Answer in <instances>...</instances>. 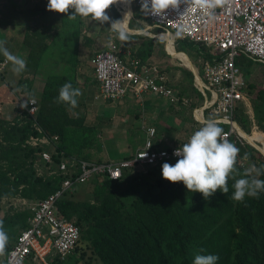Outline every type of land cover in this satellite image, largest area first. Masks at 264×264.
<instances>
[{"label":"trees","instance_id":"16d2710c","mask_svg":"<svg viewBox=\"0 0 264 264\" xmlns=\"http://www.w3.org/2000/svg\"><path fill=\"white\" fill-rule=\"evenodd\" d=\"M0 2L4 8L0 27H13L20 23L25 27L24 37L20 41L29 48L25 71L28 72L29 68H32V73L36 76L42 55L59 36L74 43V49L68 52L66 60L72 67L78 64L80 70L77 48L82 38L86 44L91 40L90 35L82 32L83 27H91L87 22L90 17L85 19L77 16L70 19L68 14L49 11L48 0ZM108 10L110 23L124 19L123 12L121 18L114 5ZM132 10L134 20L140 19L151 25L150 19L141 11V6L134 3ZM39 14L45 17V23L40 26L36 18ZM49 14H53L52 17ZM31 19L34 22H30ZM136 25L138 24L135 21H128L130 31L134 29L140 32L141 27ZM154 29L156 32L162 31L158 27ZM159 34L168 36V33ZM8 36L11 39L10 44L16 49L19 40L14 43L16 38L10 33ZM174 41L179 55L184 52L188 58L192 55L197 59L196 66L201 73L198 60L209 57L205 47L178 35ZM115 43L120 46L117 40ZM121 45L126 46L129 52L127 56L121 55L124 60L129 62L131 58H135L141 64L156 65L160 71L166 72L157 64L148 61L156 52L157 45L161 46L160 55L170 54L168 44H165L166 51L163 40L142 33H131L130 38ZM4 46L9 48L7 44ZM4 60L5 57L1 54L0 63ZM253 62L256 61L246 56L236 57V64L246 79L244 90L251 103L253 119L244 111L243 106L237 108L235 118L246 134L264 142V89L256 90V85L249 81L250 66ZM176 68L185 73L187 80L192 83L191 70L186 67ZM3 73L4 70L0 72V76L5 80ZM167 77L171 83L168 75ZM84 80L78 78L77 72L76 76L75 72L69 75L50 74L44 80L39 96L34 95L37 100L36 122L47 135L57 136L52 145H28L26 141L39 133L25 108H20L17 116L10 120L0 117V203L3 199L22 198L32 201L33 204L55 192L64 179L79 171L78 162L73 168L74 172L59 170L61 161L74 159L108 162L101 159L91 160V153L87 151L93 148L101 151L102 145L99 143L95 125L86 122L85 116L79 112L83 104L82 90L95 82L86 80L85 83ZM182 80L183 78L169 86L178 95L188 96L183 87L178 90ZM17 81L16 86H26L21 89L22 93L26 92L23 97L25 100L21 101L23 103L31 96V86L21 78ZM69 82L73 88L81 89L75 108L57 102L60 88ZM7 84L13 88L9 82ZM194 90L202 98L200 92ZM255 90V96L252 97ZM140 116V112L134 111L136 119ZM190 118H187L188 121L193 122L192 117ZM253 122L257 131L251 133ZM219 126L223 130L227 127L224 124ZM135 127L138 129L128 127L133 131V135H140L138 141L133 139L129 142L133 149L144 141V132L140 130L139 123ZM228 141L240 149L236 164L238 175L235 179L244 178V173L253 166L259 168L264 165V151L246 142L241 143L234 136ZM159 146L165 145L155 140L154 147ZM43 150L50 154L51 161L42 158ZM133 152L123 158H131ZM176 161L177 159L162 160L147 165L144 170L127 168L118 179L95 175L86 182L79 183L73 191H65L56 201L57 214L73 220L79 227L80 235L74 249L62 260L55 258L52 264H64L72 256V264H75L84 258L87 250L102 264H193L197 254L217 255V264H264V192L260 193L259 198L246 196L243 203L236 202L232 200L235 179H229L228 194L218 189L213 196L205 200L202 193L189 192L183 182L172 183L162 177L163 163L174 165ZM246 165L250 167L247 168ZM252 175L255 176V173ZM256 178L264 180V174ZM87 187L91 190L87 191ZM32 212L31 206L24 210H15L9 206L4 212L0 220L7 223V227H4L9 235L6 251L14 243L19 232L27 226V218ZM201 249L205 251L201 252Z\"/></svg>","mask_w":264,"mask_h":264},{"label":"built area","instance_id":"2783aa9c","mask_svg":"<svg viewBox=\"0 0 264 264\" xmlns=\"http://www.w3.org/2000/svg\"><path fill=\"white\" fill-rule=\"evenodd\" d=\"M133 2L141 6L142 0ZM147 17L151 27L169 33L173 42L178 35L202 44L207 50L209 57L198 60L201 73L198 69L192 71L193 85L200 92L202 103L199 105L196 101V105L191 97L178 95L169 86L167 75L156 65L141 64L135 58L129 62L124 60L121 55L127 56L129 52L122 50L113 40L91 58L93 74L98 83L95 98L119 101L127 94H133L143 100L147 93L166 97L170 103H180L190 109L194 129L181 143L155 148V140L160 142L156 139V127L145 125L142 146L135 150L131 158L102 163L74 159L61 161L59 170L74 172L73 168L78 162L79 171L64 179L55 192L31 205L33 212L27 218V226L19 232L0 264H28L30 261L52 264L55 258L64 259L74 249L80 235L79 227L73 220L57 214L56 201L65 191H73L79 183L95 175L118 179L127 168L144 170L147 165L162 160L179 159L174 156V150L187 143L207 119H214L218 125L227 126L223 130L224 139L234 136L241 143L248 142L242 135V132H246L235 118L237 108L243 106L244 111L253 119L251 103L244 90L246 79L236 64V57L246 56L264 63V0H228L223 6L217 7L211 17L198 9L191 0H180L175 8L165 10L162 16L147 14ZM6 64L5 59L0 63V69ZM27 101L31 103L25 110L34 121L39 135L31 136L26 142L32 147L52 145L57 136L50 137L36 122V98L28 97ZM145 153L147 155L140 158ZM41 156L51 161L46 150L41 152Z\"/></svg>","mask_w":264,"mask_h":264},{"label":"rangeland","instance_id":"374dc122","mask_svg":"<svg viewBox=\"0 0 264 264\" xmlns=\"http://www.w3.org/2000/svg\"><path fill=\"white\" fill-rule=\"evenodd\" d=\"M33 1H35V0H33ZM113 5L120 12L121 18H122V12H123V18H125V24H126L127 28H129L128 27V21L129 20L135 21L136 24H138L136 26L141 27V30L139 33H142V34L147 35L149 37H153L154 39L158 38V39L163 40L165 50H166L165 44L166 43L168 44L169 51L173 56L170 54L169 55H161L159 60L156 59L157 58L156 52L160 54V50H161V46L159 45L158 47H156L155 57H154L153 61L151 60L150 62H154L161 69L166 71L165 73L169 76L171 83H177V80L179 81V79L181 80V78H183V80L181 81L182 82L181 86L179 85L178 90H180V88L183 87L185 94H187V95L189 94L188 97H190V95H191L192 99L194 101V104H196V97H197L196 95L197 94H194L195 93V90H194L195 87L193 85V79H192V83H191L189 80H187L188 77H186V74L183 73L181 70H179L176 67H186L189 70H191V68L193 70L194 69L196 70V69H198V67L196 66V64H197L196 60L197 59L194 58L192 55H189V58H188L187 54L184 52H181L179 55L178 52L176 51L175 47H174L175 41L173 42L172 36L169 37V35L166 36L165 34H159L162 32L167 33L166 31L156 32L154 27H151L149 25V23H147L143 20H140V19L134 20V18L132 16V13H133L132 8L134 5L133 0H131L130 3L125 2V0H117V4H113ZM3 9H4L3 4H2V2H0V17L1 18L4 17L2 15V13H4ZM108 11L109 10L107 9L106 14L108 16H110V13ZM126 14H128V15L125 17ZM49 15L52 17L53 14H49ZM41 17H42L41 14H39L36 17L38 19V25L39 26L42 23H45V21H44L45 17H42V18ZM30 22H34V20L31 19ZM87 22H88V24L91 25V27L89 29L86 27H83L82 32H84L86 35H90L91 40L89 43L86 44V42L82 38V40L80 41L81 44L77 48V54L76 55L80 58V60H82L83 67H85V68H83L82 71L87 70L88 72L91 73L92 68L90 66L91 63H89V60L91 62V58L93 57V55L98 50L106 47L110 40H113L115 42L117 40L118 44L121 46L122 49L123 48L127 49V48H126V46L121 45V43H124V41L119 40L118 36L115 34V32H113L110 29L111 23L109 21L104 22V23H100L98 21L90 19ZM5 27L7 28L8 35L10 33L11 35H13L16 38L13 40L14 43L17 41V39L19 40V45H16V47H15L16 49H14V47L10 44V40L8 41V39L6 40L3 37L5 35L4 34L5 31L3 29H1L2 26L0 27V41H5V44H7L9 46L8 50L12 54L18 55V56L24 58L25 54L27 55V49H29L28 47L24 46L22 44V42H20L22 40V38L24 37L25 27L21 23L15 24L13 27L11 25H8ZM133 31L135 32L134 29H131V33H134ZM22 45L25 47L24 49H22V47H23ZM73 49H74V43L73 42H71L69 39H66L64 37L59 36V38L56 39L54 42H52L51 45L45 51V53L42 55V59L40 61L39 69L36 73V76L32 73V71H33L32 68H29L30 70L28 72L24 71L20 74L14 73L12 71V65L10 62H8L7 68L6 69L4 68L5 70L0 69V72L4 70V73H3L4 79L7 82H9L12 86H14L15 90L17 88L18 91H20V89L26 87V86L24 87L23 85L22 86H16L18 83L17 80L21 78L22 80H25V83L26 82L30 83V86H31L30 92H32L35 96H39L41 86H42L44 80L46 79V77L50 74H67V75H69V74H73L75 72V76H76V72H77L78 78H79V75H80L79 65L77 64L76 67H74V66L72 67V65L70 63H68L66 60L68 52L72 51ZM181 57H183V58H181ZM24 59H26V58H24ZM180 59H183L186 62H181ZM190 62L191 63L193 62V63L191 64ZM80 68H81V66H80ZM168 69H170V70H168ZM250 70H251V72H250V76H249V81H251L252 83H254L256 85V90L261 89V88L264 89V63L253 62L250 66ZM85 88L87 89L88 85ZM256 90L253 92L252 97L255 96ZM191 91H192V93H191ZM24 93H26V92H24ZM141 98L142 97H132L127 101V103H125V101L123 99H119V102L118 101L101 100V98H94V100L92 99V101H90L88 95H86V97L85 96L82 97V103L83 104H82V108L79 109V112L85 116L86 122L95 125V127L97 128V131H98L97 136H98V139L100 141L99 143L102 145L101 151H97L94 148L91 150L87 149V151H89L91 153V156H90L91 160H98V159L103 160V159H106L107 157H109L110 159L118 158L122 154H124V148H125V146H127V144H130L133 139L138 141V138H140V135H137V136L133 135V131H131L130 129L135 128L137 130L138 128H136L135 126H137V124L139 122H141V124L145 123L146 118L143 115V112L145 111V109H144V103H142ZM198 103H199V105L202 103L201 98L198 99ZM20 104H21V101H19V103H18V108L20 107ZM161 105L166 107L167 113H170V110L173 108V106H179L181 109H184L186 107L185 108L186 109L185 115H187L188 117H190V115H191L190 109L187 106H184L182 104H180V105L172 104V103H170L169 99L166 97H163V99H161ZM189 107H192V106H189ZM135 110L136 111L139 110L138 112L141 113V116L139 117V119L138 118L136 119L134 117V111ZM166 115H168V114H166ZM174 115H176V116H174ZM174 115H173L174 117L172 118L173 121H171V123H173V122L174 123L178 122V123L176 124V127L168 129L169 130L168 135L171 136L172 139H174V140L175 139L177 140L178 137L181 138V137L188 136L190 131H191V128L194 129L195 123L188 121V119H187L188 117H186L182 111L179 115H177V114H174ZM190 119L191 118H189V120ZM98 121H99V123H98ZM133 122H135V124H134L135 126L132 127ZM164 122L167 124V122H168L167 119H164ZM253 125H255V124L253 123ZM128 127H130V129H128ZM139 128H140V125H139ZM140 130H142V129L140 128ZM255 130L257 131V128L252 126L251 133H253V131H255ZM156 138H158V137H156ZM169 140H170V138H169ZM141 146H142V144L138 143L136 147L139 148ZM136 149H133V146L132 147L130 146L126 152H131V151L133 152ZM133 154H134V152H133ZM110 155H111V157H110ZM122 158L123 157H121V159ZM246 167L249 168L250 166L246 165ZM144 169H146V168L144 167ZM90 190H91L90 187H87V191H90ZM14 203H11V201H6L3 203H0V215L2 213L4 214V212L8 209L9 206H12L13 209H15V210H19V209L24 210L25 209L24 206L28 207V205H29V203H28V204H24V206L20 205V207H19L18 206L19 203H17L16 201H14ZM1 218L2 217L0 216V219ZM3 224H4V227L6 228L7 223L4 222ZM76 255L78 256L77 253H76ZM4 256L5 255L0 256V263L4 260ZM72 261H73V256L70 259H67L64 262V264H72ZM28 264H36V263L30 261ZM75 264H102V263L99 260L95 259L94 256L91 255L90 251L87 250L84 258H82L81 260H79Z\"/></svg>","mask_w":264,"mask_h":264},{"label":"clouds","instance_id":"9594fccd","mask_svg":"<svg viewBox=\"0 0 264 264\" xmlns=\"http://www.w3.org/2000/svg\"><path fill=\"white\" fill-rule=\"evenodd\" d=\"M130 3L131 0H125ZM180 0H142L141 11L152 15H163L170 7L175 8ZM194 5L208 16L214 15L217 7L223 6L228 0H191ZM117 0H48L47 10L68 14L70 19L77 16L91 18L100 23L108 22L109 16L106 10ZM71 10V12H70ZM70 13V14H69ZM128 14L125 15V17ZM123 20L111 22L110 29L115 32L118 39L127 41L131 31ZM5 41H0V54L11 63L12 71L20 74L26 70V59L12 54L5 46ZM81 92L73 88L72 84L65 83L59 90L57 102H62L75 108L78 105L77 97ZM30 101L20 104L21 108H27ZM240 149L235 144L223 138V129L216 120L207 119L203 126L196 130L187 143L174 150V156L179 157L174 165L167 162L162 165V177L172 183L183 182L189 192L202 193L205 200L209 199L219 189L228 194L229 179H235L238 175L236 164ZM147 155L145 153L143 158ZM255 173V176L252 175ZM264 174V165L259 168L253 166L244 173V178L235 179L232 200L243 203L245 197L259 198L264 192V180L256 177ZM9 244V235L0 220V256L6 252ZM204 252V249L200 250ZM219 256L214 254H197L193 264H217Z\"/></svg>","mask_w":264,"mask_h":264},{"label":"crops","instance_id":"0c3cea01","mask_svg":"<svg viewBox=\"0 0 264 264\" xmlns=\"http://www.w3.org/2000/svg\"><path fill=\"white\" fill-rule=\"evenodd\" d=\"M117 4V3H115ZM126 9V8H125ZM127 12V11H126ZM6 27H2L1 29H3L5 32H4V38L7 40H11L10 37L8 36L7 34V28L5 29ZM169 35V34H168ZM170 37V35H169ZM4 40V39H3ZM23 46V45H22ZM80 46V45H79ZM158 47V45H157ZM25 47L23 46L22 49H24ZM124 51H128L127 49H122ZM177 51V50H176ZM157 58L156 59H160L161 55L159 53H157ZM159 54V55H158ZM171 54V53H170ZM172 55V54H171ZM26 54H25V57L26 58ZM173 56V55H172ZM155 57V53L152 57L149 58L148 61H153ZM79 58V57H78ZM176 58V57H175ZM183 58V57H181ZM181 62H186L184 61L183 59H180ZM189 60V59H188ZM79 62L81 64V68L79 70L80 72V75L79 77L81 76L82 79H85V83H86V80H91L93 81L94 83H90L88 84V88L85 90H82V93H83V96L86 97V95H88L89 97V100L92 101V99L94 100L95 96L97 95L98 93V83L94 77V74H93V66H92V63L90 62L89 60V63H91V73L88 72L87 70L86 71H82L83 68V63H82V60H80L79 58ZM154 63V62H152ZM191 63V62H190ZM192 64V63H191ZM4 68L6 69L7 68V65L4 66ZM3 68V69H4ZM4 69V70H5ZM192 69V68H191ZM195 70V69H194ZM171 84V83H169ZM13 88L11 89L9 87V85L7 84V81L6 80H3L0 76V117L4 118V119H12L13 117L17 116L18 112H19V109L21 107L18 108V103L19 101H22V100H25L23 99V96L25 95V93L23 94L21 92V89L20 91H18V89L16 88V90L14 89V86H12ZM87 87V86H86ZM190 91V90H189ZM21 92V93H20ZM31 96L30 97H33L34 94L32 92H30ZM192 93V91H191ZM196 94V93H194ZM189 95V94H188ZM196 101L198 102V99L201 98L199 95H196ZM132 97H135L133 94H127L126 96H124L122 99L125 101V103H127V101L132 98ZM191 99H192V96L190 95ZM34 98H36L34 96ZM161 99H163V97L159 96V95H156V94H153V93H147L146 95H144L143 97V100H144V109L145 111L143 112V115L144 117L146 118L145 119V123L141 124V122H139V125L142 129V131L144 132V129H143V126L145 125H153L156 127V130H157V136L158 138H156L157 140H160L159 144L161 145H165V146H170V145H175V144H178V143H181L185 140V138L187 137H181L176 140L172 139L171 136L168 135V129L169 128H173V127H176V124L178 123H171V121H173V117L176 116L174 114H177L179 115L181 113V111L184 113V115L186 114V107L184 109H181L179 106H173V108L170 110V113H167L166 111V107L162 106L161 105ZM119 102V101H118ZM165 108V109H164ZM137 109V108H136ZM139 111V110H138ZM136 112V110H135ZM168 114V115H166ZM188 114V113H187ZM100 115V114H99ZM174 115V116H173ZM186 117H188L187 115H185ZM190 118V117H189ZM164 119H167V124L164 122ZM135 122H133L132 124V127L135 126L134 125ZM137 132V131H136ZM138 133V132H137ZM190 134V133H189ZM144 136H145V132H144ZM170 138V140H169ZM142 144V143H141ZM256 148L258 147L257 144H255ZM129 144H127V146H125L124 148V154H122L120 157L118 158H114V159H110L109 157H107L106 159H103V160H108V161H117L119 159H121V157H125L127 156L128 154H130V152H126L127 149H129ZM137 148V147H136ZM132 152V151H131ZM110 154V153H109ZM111 157V155H110ZM15 199V200H14ZM16 201L18 204V206L20 207V205H23L24 204H28L31 206L32 205V201H29V200H26V199H22V198H12L10 200H7V199H3L1 201V203L3 202H6V201H11V203H14V201ZM15 204V203H14ZM28 205V207H30ZM28 207H25L24 208H28ZM23 208V209H24ZM20 210V209H19ZM1 217L3 216V213L0 215Z\"/></svg>","mask_w":264,"mask_h":264},{"label":"bare ground","instance_id":"6f19581e","mask_svg":"<svg viewBox=\"0 0 264 264\" xmlns=\"http://www.w3.org/2000/svg\"><path fill=\"white\" fill-rule=\"evenodd\" d=\"M242 135L248 142L252 143L253 145L260 144L261 146H258L257 148L261 149L262 151L264 150V142L262 140H260V138L251 137V136H249L248 134H246L244 132H242Z\"/></svg>","mask_w":264,"mask_h":264},{"label":"water","instance_id":"95a60500","mask_svg":"<svg viewBox=\"0 0 264 264\" xmlns=\"http://www.w3.org/2000/svg\"><path fill=\"white\" fill-rule=\"evenodd\" d=\"M134 32V31H133ZM134 33H139V32H137L136 30H135V32ZM167 51V50H166ZM168 53V52H167ZM192 71H193V69H191ZM248 144H250V145H252L253 147H255L256 148V146L255 145H253L252 143H250V142H247ZM257 149V148H256Z\"/></svg>","mask_w":264,"mask_h":264}]
</instances>
